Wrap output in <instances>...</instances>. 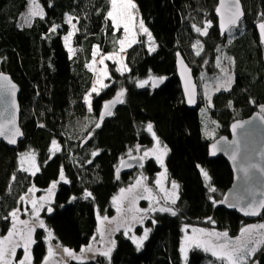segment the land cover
Listing matches in <instances>:
<instances>
[{
	"label": "trees",
	"instance_id": "trees-1",
	"mask_svg": "<svg viewBox=\"0 0 264 264\" xmlns=\"http://www.w3.org/2000/svg\"><path fill=\"white\" fill-rule=\"evenodd\" d=\"M134 1L158 48L150 52L142 37L143 43L127 51L130 71L121 75L113 63L110 85L93 99L89 112L84 96L92 88L94 73L86 64L92 60L94 46L98 45L105 53L113 52L118 47L114 39L122 35L121 30L114 37L111 22L105 20L110 7L107 0H38L45 15L43 19L34 17L31 26L20 24L28 0H0V73H9L21 87V126L25 133L17 149L0 143V217L20 208L19 197L26 195L33 185L47 189L59 181L63 168L69 182H59L55 208L53 213H45V225L60 246L75 250L86 246L97 232L98 216L114 215L112 198L140 168L117 179L115 171L121 160L129 157V150L133 157L140 156L137 145L144 148L154 143L147 131V124L152 123L157 137L169 150L165 160L167 173L179 184V199L172 206L177 215L154 212L146 221L152 231L140 251L123 230L118 231L111 264L213 262L200 249H190L185 262L179 249L186 226H215L234 239L244 225L254 221L223 206L233 173L224 157L210 158L209 145L228 134L234 120L261 111L264 104V44L256 28L262 20L264 0H243L244 21L224 37L215 12L219 0ZM68 16L73 17L77 26L76 54L71 58L63 40L71 30L65 23ZM207 21H211L212 27L206 36L192 28L193 24L203 28ZM53 25H60L55 33L50 31ZM197 40L203 46L199 56L192 47ZM178 53L193 68L200 90V73L213 79L219 76L217 60L225 67L224 60L232 57L230 88L215 93L205 110L200 101L197 108L191 109L184 99L176 72ZM189 55H193L194 63ZM149 74L166 79L156 88L151 87V82L138 88L136 83L147 79ZM121 89L126 90L125 102L103 119L100 128H95L103 105ZM207 119L212 126L206 123ZM209 127L215 128L217 137L205 134ZM86 138L88 141L83 144ZM53 140L59 145L54 154ZM97 150L99 155L93 157L91 153ZM28 151L35 153L40 166L35 175L20 170L19 155ZM89 160L92 163H87ZM160 168L154 160L143 165L148 176H154ZM200 168L208 172L207 182ZM209 185L215 192H209ZM85 191L92 195L85 198ZM209 217L214 223L208 221ZM10 223V219H0V235L7 232ZM46 238L47 231L36 230L35 263H41L48 254ZM254 256L249 264L256 260L264 264V247ZM64 264H109V261L97 255Z\"/></svg>",
	"mask_w": 264,
	"mask_h": 264
},
{
	"label": "snow or ice",
	"instance_id": "snow-or-ice-1",
	"mask_svg": "<svg viewBox=\"0 0 264 264\" xmlns=\"http://www.w3.org/2000/svg\"><path fill=\"white\" fill-rule=\"evenodd\" d=\"M29 3V11L25 17V23L28 26H31V18L39 17L40 19L44 18V10L38 3V0H28ZM109 4V10L106 12L105 20L110 21V27L113 30V35L115 37L116 32H120L122 29V35L120 37H116L113 41L115 45H118L113 52L107 54H101L99 46H94L92 51V61L91 63L86 64V67L89 71H92L95 75V81L91 88V91L84 96V101L88 105V111H92V101L91 96L93 93L96 95L100 94L101 89H107L109 87L108 84L104 83L105 79H109V71L108 67L105 64L106 60H111L118 65L116 67V71L123 75L124 71H130L127 68V65L122 62L121 54L126 51L127 48L132 47L134 44L143 43V41L139 40L137 37L138 35H145L147 36V41L149 43V51L154 52L156 50L155 47V40L149 31V29L145 26L143 19H138L136 13L138 12L137 5L134 3V0H107ZM215 12L218 14L220 18V29L221 34L225 31L231 32L235 28L239 26L242 16L244 15L243 11L241 10L240 0H219L218 6L215 8ZM262 15V20L258 24L259 34H260V42L264 44V13ZM73 17L68 16L65 20V23L71 26V31L67 33L63 37L65 47L68 49L69 57L71 58L75 55L76 49L71 46L72 37L75 35L77 29L76 25L72 23ZM60 25H53L50 29L52 33L57 31ZM212 27L211 21H207L203 28L196 26L195 24L192 25L194 31L201 36L208 35V29ZM196 48V55L199 56L201 51H203V46L201 45L200 41L197 40L196 44L192 46ZM179 56V53L177 54ZM97 56H99V60H97ZM231 58H229L230 60ZM103 65V68H96V64ZM181 66L187 71V66L183 64V60H180ZM218 68H221V72L225 75L228 74V70L221 67L220 60H217ZM183 75V73H182ZM166 78L164 77H155L149 74L148 78L145 80H140L136 83L138 88H144L145 86L149 85L151 82V87L156 88L160 84L164 82ZM4 82H7L5 84ZM232 77L228 76L227 80L220 79L216 85L215 91L219 92L221 88L224 90H228L232 84ZM99 85V87H97ZM207 87V86H206ZM10 92L11 96L15 97L16 93V86L11 83L10 79L0 73V89H5ZM125 89H121L117 94L114 100L109 101L103 105L104 111L100 114L99 121L95 123V128L101 127V122L103 121L105 116L113 115L111 108L116 103L123 104L124 96H125ZM185 94L187 96V102L189 104L196 103V93H195V85L191 84L189 81L186 80L185 82ZM204 97L207 100L208 104L211 105V96L207 91L204 93ZM15 100L12 101V107L15 108ZM261 111L264 112V106H262ZM0 115H3L0 113ZM264 119V117H261ZM10 126V127H9ZM44 127V125H40ZM239 127H243L241 124H234L232 126L233 131ZM147 131L151 134L153 141L155 142L154 147L150 149H146L143 152L142 157H133L131 154V150H129V158L130 159H138L142 160L146 157H154L156 162L160 164L162 168H164V157L168 154L167 145L161 146V141L157 137L155 131L153 130V124H147ZM206 135H211L209 132H205ZM22 135L19 128L16 127V120L15 115L13 114L9 119L0 123V137H3L7 140L9 144H15L17 142V137ZM90 138V137H89ZM52 150L53 154L56 151H59V145L57 144L56 140L52 142ZM236 144V148L233 150L231 154V158L233 160L236 159V155L239 151V144L238 142L234 141ZM136 151H140V145L136 146ZM217 146L216 144L212 145V155H216ZM93 157L99 155V150L93 151L91 153ZM29 162L28 167H24L25 161ZM87 163H92L91 160L87 161ZM20 164H21V171L24 172H31L32 175H35L36 172L39 171V167L35 163V154L34 153H25L22 154L20 157ZM121 164L125 165L126 162L122 159ZM127 167H131L132 165L128 164ZM140 167H143V164H140ZM199 167V166H198ZM257 169L261 175H264V167H260L257 164H252L249 167L242 168L241 171L244 172L245 176H249V170ZM200 172L204 177V180L207 182L210 177L207 171L203 168H200ZM60 180L68 183L67 179L64 176L63 168L60 170ZM167 176V169L165 168L164 172H162L159 177L156 179L155 184L160 192L164 195L162 197H156L152 195V189L147 187L144 184V181L147 179L144 176H140L135 180V183L130 185L128 188H121L120 194L118 196H114L112 198V203L116 207V211L118 214H121L124 208V201H128V208L127 211L132 213L131 222H135L138 224L143 225L145 219H149L148 212H162V213H170L172 216L177 215V210L173 207L169 206H161L159 208L154 207L151 201H155L156 204L160 203L162 199L165 202V205H176L179 196L177 195L176 190L178 189V185L173 181L171 183L172 191L167 190L163 186V181L166 179ZM15 180V175L12 177ZM117 179H119V169H117ZM56 188V182H53L51 187L48 189V197H40L39 199H30L29 202L31 204L30 213L27 209L25 212L30 215V219L28 220H21L19 218L20 209L16 208L10 211L6 216L0 217L5 221L11 220V227L7 229L6 234L0 235V264H32V256H31V245L35 244L36 241L33 239V234L36 231V228L39 227L41 229H45L47 231L48 236L46 239L49 241L52 239V232L48 230L44 224V221L40 219V212L44 209L45 203L47 200L51 198L53 190ZM139 189H143V192L147 193L148 195H141L138 191ZM209 192H215V188L209 185L208 187ZM35 186L33 185L28 189L29 193L35 192ZM92 195L91 192L85 191V198L90 197ZM75 199V197H73ZM140 199L149 200V208L141 209L135 207L136 202ZM245 199L244 196L237 197L238 201H243ZM20 201H25V196L19 197ZM215 203V202H214ZM236 207L237 205H232ZM47 212L51 213L52 208L48 207ZM262 210H264V199L259 201L252 200L248 202L246 205L241 207V211L244 212L246 216H258L262 214ZM123 220V224H117L114 231H119L121 227L125 228L124 235L128 237L132 241V243L136 246V250L140 251L143 246L144 242L148 240L149 233L152 231L151 228H144L143 234L141 236L129 235L131 231V223L121 217ZM98 220L100 221V227L97 228V233L100 236V239H104V223L108 222L111 224L113 221L109 220L108 216H104L100 218L98 216ZM210 223H214L211 217L208 218ZM152 223L155 224L156 221L152 220ZM186 235L184 240L180 246V253L182 254L183 260L187 262L188 260V252L190 249H200L205 253H210L212 257H215L217 261H220L221 264H248L250 258L261 250L264 247V223L260 224H252L241 228L240 235L237 236L234 240L229 237L227 231L224 232H217V231H209L203 228H193L192 234H187V226L184 229ZM96 237H93L95 240ZM115 248V241H109V246L105 249H94L92 244L87 245L86 247H82L80 249V255H77L75 252L68 248L63 249V253L71 257L73 260H83L85 258L84 254L92 253L93 257L99 255L101 257H105L108 259L109 264H111V253ZM22 249L23 255L20 258H17V250ZM56 255L53 247L49 244L48 247V254L44 257L43 264H50L51 258Z\"/></svg>",
	"mask_w": 264,
	"mask_h": 264
},
{
	"label": "water",
	"instance_id": "water-1",
	"mask_svg": "<svg viewBox=\"0 0 264 264\" xmlns=\"http://www.w3.org/2000/svg\"><path fill=\"white\" fill-rule=\"evenodd\" d=\"M240 6L244 15L241 18L239 26L246 17L243 0H240ZM216 16L218 19V24L220 25V18L217 13ZM256 28L259 34L258 25L256 26ZM219 30L221 33L220 26H219ZM227 34L228 32L225 31L221 35L224 37ZM181 59L183 60V64L187 66V71L181 66L180 64ZM176 72L181 84L184 99L188 107H190L191 109L197 108L200 98V88L197 83L193 68L190 66V64L188 63V61L186 60L185 56L182 53H179V56L176 55ZM1 73L7 76L10 79L11 83L16 86V93H15V97H13L11 96L7 88L0 89V113L3 114L0 115V123H3L14 114L16 120V127L19 128L22 135L16 138L17 142L15 144H9L7 140L3 137H0V143H5L9 147L17 149L20 141L25 138V133L21 126V104L19 100L21 87L17 82L14 81L13 77L9 73H5V72H1ZM186 80L189 81L191 84L195 85V93H196L195 104H189L187 102V96L185 94ZM4 83L7 84V82ZM115 97L116 95L111 99H109L107 102L114 100ZM13 99L15 100V105H16L15 108L12 107ZM118 104L120 103H116L115 105L112 106L111 108L112 113ZM103 111L104 108H102L101 113ZM106 117L107 116H105L104 118ZM261 117H264V113L260 110H256L249 117L234 120L230 125L229 133L219 136L218 138L213 140L209 145L210 158L214 159L218 157H224L228 161L233 173L232 184L227 189L224 198L222 200L223 206L229 211H236L240 216L248 220H258L264 214V210H262L261 215L246 216L244 215V212L241 211V207L246 205L248 202L252 200L259 201L261 199H264V175H261L257 169L250 168L249 176L246 177L244 172L241 171L242 168L249 167L252 164H257L260 167H264V119H261ZM234 124H241L243 125V127L237 128L234 132L232 128ZM87 141L88 138L84 140L83 144H86ZM234 141L238 142L239 144V151L236 155L235 160L231 158V154L233 150L236 148V144L233 143ZM213 144H216L217 146L216 155L211 154ZM123 160L126 162V164L122 165L120 163L119 167L117 168L119 169V178L126 173H130L134 171L135 169L140 167V164L144 165L143 159L138 160V159H130L129 157H126ZM128 164L132 166L127 167L126 165ZM115 176L117 178V170L115 171ZM240 196H244L245 199L243 201H238L237 197ZM234 204L237 206L233 207L232 205ZM253 264H260V261L256 260Z\"/></svg>",
	"mask_w": 264,
	"mask_h": 264
},
{
	"label": "rangeland",
	"instance_id": "rangeland-1",
	"mask_svg": "<svg viewBox=\"0 0 264 264\" xmlns=\"http://www.w3.org/2000/svg\"><path fill=\"white\" fill-rule=\"evenodd\" d=\"M134 3L136 4V2L134 1ZM28 11H29V3H28V6L26 7V9H25V11L22 13V16H21V25L22 26H25V25H28L27 23H25V17H26V15H27V13H28ZM136 15H137V17H138V19H143L142 17H141V15H140V13H139V11L136 13ZM34 18V17H33ZM33 18H31V23H32V21H33ZM144 21V20H143ZM72 23H74L75 24V22H74V20L72 21ZM145 23V22H144ZM76 25V24H75ZM145 26L148 28V26L145 24ZM76 29H77V26H76ZM72 30V29H71ZM70 30V31H71ZM122 30V29H121ZM150 31V30H149ZM152 34V33H151ZM67 35V34H66ZM65 36V35H64ZM153 36V35H152ZM142 37H145V42H146V44H147V47L149 48V43H148V41H147V36H145V35H138V39L139 40H141V38ZM154 38V37H153ZM155 40V39H154ZM65 44V43H64ZM135 45V44H134ZM133 45V46H134ZM71 46L74 48V49H76L75 48V45H74V36L72 37V40H71ZM155 47H156V49L158 48V43L155 41ZM131 48V47H130ZM130 48H127L126 49V51L124 52V53H122L121 54V58H122V62L124 63V64H126L127 65V62H126V56H127V51L130 49ZM67 49V48H66ZM68 50V49H67ZM100 52H101V54H107V53H105V52H103L101 49H100ZM111 53V52H110ZM75 54H76V52H75ZM74 56V55H73ZM193 57V55H189V58H191L192 59V62L194 63V57ZM229 58H231L232 59V57L231 56H229L228 57V60L227 59H225L224 60V63H225V67H223L222 65H221V67H223V68H225V69H227L228 70V74L227 75H225L224 73H222L221 72V68H219V76H216L215 78H213V79H209V76L208 75H206V74H201L198 70H197V73H200V76H199V84L201 85V95H202V98L200 97V106L202 107V109L203 110H205L208 106H209V104H208V102H207V100L205 99V97H204V93H205V91H207L208 93H209V95L211 96V99H212V97L214 96V94L215 93H217V91H215V88H216V85H217V83H218V81L220 80V79H223V80H227L228 79V76H231L232 77V81H233V72H232V69H231V66H230V64H231V59L229 60ZM97 60H99V56H97V58H96ZM92 61V60H91ZM91 63V62H90ZM114 62L113 61H111V60H106L105 61V64L107 65V67H108V71H109V76L111 77V67H112V64H113ZM115 65H116V67H118V65L116 64V63H114ZM95 67L96 68H103L104 66L103 65H100V64H96L95 65ZM127 68L129 69V67H128V65H127ZM124 72H127V71H124ZM198 75V74H197ZM94 81H95V75H94ZM94 81H93V83H94ZM104 83L105 84H108V85H110V83H109V79H105L104 80ZM93 86V85H92ZM207 86V87H206ZM97 87H99V85H97ZM223 88H221V90H222ZM105 89H101L100 90V94L104 91ZM91 91V90H90ZM89 91V92H90ZM97 95L95 94V93H93L92 94V96H91V101H93V99L96 97ZM88 106V105H87ZM262 106H264V104L262 105ZM262 106H261V108H262ZM200 113H201V115H202V118H203V111L200 109ZM264 113V112H263ZM206 123H209V121H208V119H207V121H206ZM210 124V126H212V122H210L209 123ZM208 124V125H209ZM214 129L215 128H211V127H209V133H211V137L212 138H215V137H217V135H218V133H217V131H216V133L214 132ZM213 132H214V134H213ZM154 145H155V142L152 144V146H150V147H144V148H141L140 147V151H137V155H140L141 157L143 156V152H144V150H146V149H150V148H152V147H154ZM164 144L161 142V146H163ZM26 153H33V152H26ZM22 154H25V153H21L20 155H19V161H20V157H21V155ZM35 154V153H34ZM167 156V155H166ZM166 156L164 157V168H162L161 166H160V164H158L157 162H156V160H155V158L154 157H152V156H150V157H146L144 160L145 161H149V160H154L155 161V163L158 165V166H160L161 168H160V171L159 172H157L154 176H148L146 173H145V171H144V169H143V167H140L139 169H137V171H134L133 173H132V179H131V181L127 184V185H125V186H123L122 188H128L130 185H132V184H134L135 183V180L138 178V177H140V176H144V177H146L147 179L144 181V184L147 186V187H149V188H151L152 189V195L153 196H156V197H162L164 194L162 193V192H160L159 191V189L157 188V186H156V184H155V181H156V179L159 177V175L162 173V172H164V170H165V168H166V166H165V160H166ZM35 163H36V165L39 167V170H40V166H39V164H38V161H37V158H36V155H35ZM29 166V162L26 160L25 161V163H24V167H28ZM145 166V165H144ZM29 173H31V172H29ZM37 173V172H36ZM61 180H59V181H57L56 182V188L53 190V193H52V195H51V198L49 199V200H47V202L45 203V206H44V209L40 212V219H42L43 221H44V224H45V213H46V209L48 208V207H53L54 206V203H55V196H56V191H57V186H58V184H59V182H60ZM174 180L173 179H171L170 177H169V175H168V173H167V176H166V179L163 181V186H164V188H166L167 190H169V191H172V188H171V183L173 182ZM178 186H179V184L176 182V181H174ZM51 187V186H50ZM50 187H48L47 189H39V188H35L36 189V191L35 192H33V193H27L26 195H24L25 197H26V200L25 201H23L22 202V204H21V206H20V213L18 214L19 215V218L21 219V220H28V219H30V215L28 214V213H26L25 212V209H27L28 210V212L30 213V210H31V204H30V202H29V200L30 199H39L40 197H48V189L50 188ZM139 192H140V194L141 195H148L147 193H145V192H143V189H139L138 190ZM176 192H177V195L179 196V187H178V189L176 190ZM120 194V191L116 194V196H118ZM151 203H152V205L154 206V207H157V208H159V207H161V206H169V207H172L173 205H170V204H168V205H165V202L161 199L160 200V203L159 204H156L155 203V201H151ZM149 204H150V201L149 200H145V199H140V200H138L137 202H136V205H135V207H137V208H141V209H147V208H149ZM128 206H129V204H128V201L127 200H125L124 201V208H123V210H122V212H121V214H118L117 213V211H116V207H115V205H114V207H115V213H114V215H112V216H110V215H104V216H108L109 217V220H112L113 222L111 223V224H109L108 222H105L104 223V225H103V227H104V239L103 240H101L100 239V236H99V234L96 232V234H95V236L94 237H96V239L95 240H93V238H92V240H91V242L89 243V244H92V246H93V248L94 249H105V248H107L108 246H109V241H115V243H116V233L118 232V231H114V229L116 228V226H117V224H123V220L121 219V217H124L125 219H127L130 223H131V231L129 232V235L131 236V235H135V236H141L142 234H143V229L144 228H146L147 227V224H146V221H147V219H145L144 220V222H143V225H141V224H138V223H135V222H131V216H132V213H130V212H128L127 211V208H128ZM154 212H148V217H151V215L153 214ZM104 216H101L100 218H103ZM10 222H11V220H10ZM260 223H264V219H259V220H254L253 222H249V223H247L246 225H244L243 227H245V226H248V225H252V224H260ZM46 226V225H45ZM101 225H100V221H99V223H98V227H100ZM10 227H11V223H10ZM242 227V228H243ZM46 228L48 229V227L46 226ZM186 228V227H185ZM193 228H203V229H206V230H209V231H217V232H221L219 229H217L215 226L213 227V226H193V225H189V226H187V234L188 235H191L192 234V229ZM37 229H41V228H39V227H37L36 228V230ZM49 230V229H48ZM120 230H123V231H125V228L124 227H121L120 228ZM119 230V231H120ZM185 233V232H184ZM6 234V233H5ZM35 234H36V231H35V233L33 234V239H35ZM185 235H186V233L184 234V237H185ZM240 235V232H239V234L237 235V236H239ZM47 236H48V233H47ZM237 236H235V237H233L234 239L237 237ZM53 234H52V239L49 241L48 240V247H49V244H51V246L53 247V249H54V251H55V253H56V255L53 257V258H51V260H50V264H64L65 262H68V261H71V260H73L71 257H68V256H66L64 253H63V249L64 248H68V247H62V246H60L59 244H57V243H55L54 242V240H53ZM89 244H87V245H89ZM34 245V244H33ZM33 245H31V249H30V251H31V256H32V264H43V261L41 262V263H35L34 262V256H33ZM86 245V246H87ZM86 246H84V247H86ZM144 247V246H143ZM68 249H70V250H72L73 252H75L77 255H80V249L79 250H75V249H72V248H68ZM143 249V248H142ZM141 249V250H142ZM190 251V250H189ZM258 253V252H257ZM257 253H255L254 255H256ZM207 255H208V257L210 258V259H214V260H216L215 259V257H212L211 256V254L210 253H206ZM22 255H23V250L22 249H18L17 250V258H20V257H22ZM253 255V256H254ZM47 256V255H46ZM84 256H85V258L83 259V260H85V259H89V258H94L93 257V254L92 253H86V254H84ZM97 256V255H96ZM95 256V257H96ZM251 258H253V257H251ZM213 260V262H212V260H208V262L207 263H204V264H210V263H214V262H216V261H214ZM251 260V259H250ZM249 264V263H248Z\"/></svg>",
	"mask_w": 264,
	"mask_h": 264
},
{
	"label": "flooded vegetation",
	"instance_id": "flooded-vegetation-1",
	"mask_svg": "<svg viewBox=\"0 0 264 264\" xmlns=\"http://www.w3.org/2000/svg\"><path fill=\"white\" fill-rule=\"evenodd\" d=\"M200 93H201V90H200ZM199 100H200V98H199ZM144 159H145V158H144ZM144 159H143V160H144ZM145 164H146V161L144 160V165H145ZM53 208H55V206H53L52 209H53ZM46 212H47V211H46ZM47 213H49V212H47ZM52 213H53V212H52ZM260 219H261V218H260ZM258 220H259V219H258ZM44 230H45V229H44ZM233 240H234V239H233ZM252 257H255V256H252ZM250 259H251V258H250Z\"/></svg>",
	"mask_w": 264,
	"mask_h": 264
}]
</instances>
